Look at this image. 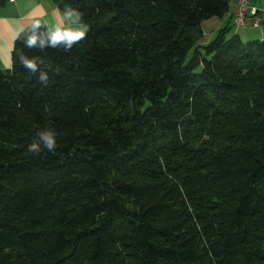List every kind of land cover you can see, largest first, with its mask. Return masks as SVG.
I'll use <instances>...</instances> for the list:
<instances>
[{
	"label": "trees",
	"instance_id": "16d2710c",
	"mask_svg": "<svg viewBox=\"0 0 264 264\" xmlns=\"http://www.w3.org/2000/svg\"><path fill=\"white\" fill-rule=\"evenodd\" d=\"M50 1L91 30L23 49L47 87L19 40L0 71V264H264V40L198 45L230 0Z\"/></svg>",
	"mask_w": 264,
	"mask_h": 264
},
{
	"label": "clouds",
	"instance_id": "9594fccd",
	"mask_svg": "<svg viewBox=\"0 0 264 264\" xmlns=\"http://www.w3.org/2000/svg\"><path fill=\"white\" fill-rule=\"evenodd\" d=\"M90 30V25L85 22L83 13L68 5H65L59 18L51 24L42 22L41 19L37 18L27 27L21 25L14 35V39L19 40L23 46L18 54L19 63L30 74V79L35 77L40 85L47 87L51 80L49 72L58 74V69L54 68L52 64L41 67V65H44V61L36 56L30 57L25 54L23 49L44 50L52 48L71 52L75 45L87 39ZM7 67L11 68L12 65H7ZM57 143L56 130L45 128L31 139L27 150L36 156H39L42 151L45 154L53 153L57 149Z\"/></svg>",
	"mask_w": 264,
	"mask_h": 264
},
{
	"label": "crops",
	"instance_id": "0c3cea01",
	"mask_svg": "<svg viewBox=\"0 0 264 264\" xmlns=\"http://www.w3.org/2000/svg\"><path fill=\"white\" fill-rule=\"evenodd\" d=\"M239 1L230 0L229 13L218 20L221 26L219 31L226 28L227 24L231 26V18ZM247 2L250 7L264 8V0H247ZM60 13L62 11L57 9L50 0H11L0 4V71L11 69L7 65H12L14 35L21 25L27 27L37 18L51 24L59 18Z\"/></svg>",
	"mask_w": 264,
	"mask_h": 264
},
{
	"label": "rangeland",
	"instance_id": "374dc122",
	"mask_svg": "<svg viewBox=\"0 0 264 264\" xmlns=\"http://www.w3.org/2000/svg\"><path fill=\"white\" fill-rule=\"evenodd\" d=\"M226 26L230 29L228 36H231L233 33L237 32L238 35L244 41V43H246L247 41L264 40V28L252 29L250 26H246L245 28L237 30L232 24L231 26L228 24ZM220 27L221 26L218 23L217 19L203 21L200 26L202 30V36L198 42V45L202 47L210 43L212 39L215 37V35L219 33L218 31L219 29H221Z\"/></svg>",
	"mask_w": 264,
	"mask_h": 264
},
{
	"label": "built area",
	"instance_id": "2783aa9c",
	"mask_svg": "<svg viewBox=\"0 0 264 264\" xmlns=\"http://www.w3.org/2000/svg\"><path fill=\"white\" fill-rule=\"evenodd\" d=\"M231 19L233 26L237 30L246 26L260 29L264 26V8L250 7L247 0H240Z\"/></svg>",
	"mask_w": 264,
	"mask_h": 264
}]
</instances>
